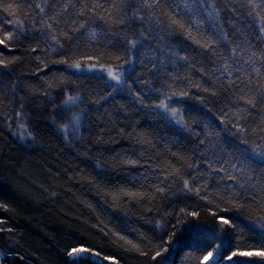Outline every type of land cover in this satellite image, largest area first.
Masks as SVG:
<instances>
[{
  "label": "trees",
  "instance_id": "obj_1",
  "mask_svg": "<svg viewBox=\"0 0 264 264\" xmlns=\"http://www.w3.org/2000/svg\"><path fill=\"white\" fill-rule=\"evenodd\" d=\"M64 2L56 0V10ZM99 2L104 8L97 13L111 11L104 13L107 23L98 15L75 17L69 8L53 25L59 44L35 7L25 4L15 15L0 7V39L9 32L14 37L7 47L0 44L2 264H209L210 251L225 264H264L258 257L228 259L258 247L250 225L264 216V168L259 158L249 159L252 149L264 152V112L237 116L245 106L239 97L249 94L246 77L237 81L242 92L225 91L226 74L213 71L224 60L169 27L182 15L170 0L151 9L142 0ZM244 3L231 7L251 20ZM137 10L145 20L131 23ZM73 17L86 27L73 32ZM141 30L147 40L130 49L127 41L140 40ZM218 53L230 54L223 47ZM77 62L79 69L69 66ZM93 65L126 71L114 83L100 71L83 70ZM69 96L78 99L65 104ZM162 101L178 115H165L157 107ZM233 124L247 131L237 133ZM185 180L207 198L188 193ZM245 181L256 185L248 189L255 200L239 187ZM233 189L244 195L230 196ZM73 248L88 251L74 259L67 255Z\"/></svg>",
  "mask_w": 264,
  "mask_h": 264
},
{
  "label": "snow or ice",
  "instance_id": "obj_2",
  "mask_svg": "<svg viewBox=\"0 0 264 264\" xmlns=\"http://www.w3.org/2000/svg\"><path fill=\"white\" fill-rule=\"evenodd\" d=\"M108 2L111 4V0H108ZM160 2L161 0H142V5L145 8L151 9L158 6ZM170 3L175 5V7L180 10L182 15H180L179 18H173L169 27L173 30L179 29L182 34H186L188 38L193 39L195 43L200 45V47L205 50H210L213 55H220V58L224 60L221 67L214 68L213 71L226 74L227 87L225 88V91L236 88L242 92L243 89L240 88L237 81H241V76L246 77L245 86L248 87L249 94L239 97V100L243 101L245 106L238 108L237 116L239 118L246 119L247 116L252 115V110L264 112V84H260L259 80H257V78L264 79V71H262V69H264V15L261 14V11H257V9L264 10V0H260V2H257V0H245V3L240 5L241 8L247 5V17H251V20L242 19L244 14L240 13L236 7H231V5L235 3V0H170ZM25 4H27L28 8L35 7V9L39 10V14H42L41 23L45 28L50 30L49 35L51 40L58 44L59 40L55 34L53 25L62 22L61 18L68 12L69 8L73 10L75 17H81L88 14L98 15V18L100 20H104L105 23H107V20L104 13L111 16L110 9H104V12L102 13L96 12V9L104 8L103 4L100 3L99 0H96V3L91 6L86 2V0H65L60 10H56V0H41L39 3H35L34 0H10L7 4H5L3 0H0V7H3L5 11L12 10L13 15H15V13L20 9L24 8ZM221 5H223V7ZM111 6L114 7L115 5L113 4ZM46 9H51L52 14L48 15ZM222 12L225 13V15L222 16ZM228 12H231L233 15L231 17L228 16ZM184 16L188 17L187 23L184 22ZM75 17H73L71 21V30L73 32H79L81 29L86 27L87 21L77 25ZM144 20L145 17L140 16L138 10L134 12L131 17H129V21L131 23H135L136 21L143 22ZM119 22L124 23L123 20ZM131 23L129 24L130 27ZM226 24L231 29V32L226 30ZM97 27L101 26L98 25ZM103 31H105V29L101 27V32ZM146 31L147 30H141L140 40L127 41L130 49H135L138 44H142L145 40H147L148 37L145 35ZM193 32L196 33V36L193 35ZM62 35L66 38H70L68 32H62ZM97 35L98 33L96 29H92L91 38L96 39ZM13 38L12 33H5L4 37L0 39V44H4L7 47L8 45L6 44V41H11ZM233 38L239 42L234 43ZM201 39L204 40L203 43H201ZM111 47L115 48L116 45L112 44ZM221 47L229 51L230 54L227 58H224L222 54L218 53V49ZM60 48H63L62 44H60ZM180 58L184 60L189 59L188 57ZM117 59L119 60L120 57L117 56ZM229 60L231 61V65H234L235 68L230 66L228 63ZM60 62L69 63L67 60H62ZM125 62L128 63L129 61ZM0 63H5V61L0 60ZM69 66L77 69L81 67L79 62L69 64ZM93 67L95 66L93 65ZM249 69H251V71H249ZM106 70L108 75L113 80L119 82L120 75L118 72H114L111 67H108ZM201 71H203V69H201ZM233 72L238 73V75L233 76ZM254 80H257V83H253ZM204 91H209V89L205 88ZM212 94L215 95L216 93L213 92ZM182 95H186V93H182ZM77 99L78 97L69 96L65 101V104L75 103ZM157 107L163 109L164 114L170 118H174L179 112L178 109L170 108L169 105L163 101L157 105ZM177 123L179 124L181 121H177ZM261 124H264V115L261 116ZM21 127L23 128L24 125L21 124ZM67 127L68 126H65V129H67ZM233 127L237 129V133L247 131V129L238 124H233ZM261 131H264V128H261ZM242 142L246 143V141ZM200 143L203 144L204 141H200ZM173 155H175V153ZM253 158H259L258 163L262 168H264V152H257L256 149H252V156L249 157V159ZM232 166L233 168L236 167L235 164ZM189 167H192V165L189 164ZM177 171L179 170L177 169ZM218 171H224V169H219ZM227 179L234 180L236 177L229 174ZM251 179L252 177L249 176L248 180L250 181ZM246 183L248 184V188H245ZM239 187L245 189V193L255 200V196L248 191V189H255V184L245 181V183H241ZM184 189H186L188 193L194 191L197 196H200L201 189L199 187L193 188L190 186V182L188 180L184 181ZM156 191L163 193L165 192V188L157 187ZM133 195H135V193H133ZM229 195L239 197L244 195V193L237 192L233 189L229 192ZM141 198H143V196H141ZM200 198L206 199L207 197L200 196ZM221 198L223 199V197ZM2 206L3 205H0V207ZM240 207H243V205L241 204ZM224 211H228V209H224ZM213 214L215 215V213ZM188 215L197 216L198 213L191 212L188 213ZM218 220L221 225L235 227L231 219L218 217ZM250 230L256 232L259 236L258 247L249 251L233 252L232 255L228 257L229 260L236 255L258 257L260 260H264V216L260 217L258 221L253 222L250 225ZM129 243L131 242L129 241ZM86 251L88 250L83 248H73L67 253V255L75 259ZM165 251H167V249H165ZM97 255H99V253H97ZM160 255L161 253L157 252L153 259ZM210 258L214 259L213 252L211 251L208 252L205 260ZM105 259L109 258L105 257Z\"/></svg>",
  "mask_w": 264,
  "mask_h": 264
},
{
  "label": "rangeland",
  "instance_id": "obj_3",
  "mask_svg": "<svg viewBox=\"0 0 264 264\" xmlns=\"http://www.w3.org/2000/svg\"><path fill=\"white\" fill-rule=\"evenodd\" d=\"M107 68H96V67H86V68H84L83 70L84 71H87V72H95V71H100V72H102V73H104V74H106V76H108L110 79H111V81L112 82H114V83H118V81H116V80H113L109 75H108V73H107V70H106ZM113 71L114 72H118V74L120 75V77H121V75L126 71V69H121V70H114L113 69ZM164 111V110H163ZM1 259H2V254L0 253V264H2V262H1ZM209 260V259H208ZM210 263H209V261H208V263L209 264H225V263H222L221 261H219V259L217 258V256H215L214 257V259H211L210 258Z\"/></svg>",
  "mask_w": 264,
  "mask_h": 264
}]
</instances>
